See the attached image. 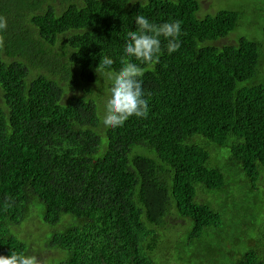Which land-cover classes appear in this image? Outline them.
<instances>
[{
    "label": "trees",
    "instance_id": "obj_1",
    "mask_svg": "<svg viewBox=\"0 0 264 264\" xmlns=\"http://www.w3.org/2000/svg\"><path fill=\"white\" fill-rule=\"evenodd\" d=\"M18 1V12L0 9V255L43 264L39 234L19 230L39 200L59 264H264V227L220 210L240 189L218 165L227 150L264 190V0H225L203 16L201 0ZM137 15L180 21V48L169 54L161 37L140 65L147 117L108 128L111 82L96 68L128 59Z\"/></svg>",
    "mask_w": 264,
    "mask_h": 264
},
{
    "label": "clouds",
    "instance_id": "obj_2",
    "mask_svg": "<svg viewBox=\"0 0 264 264\" xmlns=\"http://www.w3.org/2000/svg\"><path fill=\"white\" fill-rule=\"evenodd\" d=\"M136 31H130L126 37L123 56L128 58L122 62L118 71H111L114 61L104 56L96 68L99 76L107 72L110 88L104 106L102 124L108 128L122 126L129 118H146L149 102L145 98L143 88L144 70L141 64H151L161 52V37L167 40L169 54L180 48V21L164 22L156 25L144 15H137L134 19ZM6 24L0 22V29ZM139 61L137 64L133 61ZM0 264H36L35 257L12 253L0 255Z\"/></svg>",
    "mask_w": 264,
    "mask_h": 264
},
{
    "label": "rangeland",
    "instance_id": "obj_3",
    "mask_svg": "<svg viewBox=\"0 0 264 264\" xmlns=\"http://www.w3.org/2000/svg\"><path fill=\"white\" fill-rule=\"evenodd\" d=\"M53 1L54 5L58 4L62 0H49ZM245 5L252 6L256 3V0H242ZM202 3V9L200 11V15L203 16L205 14H210L218 11L219 9L223 8L225 5V0H201ZM31 3H28L27 1L24 3L23 7H28ZM5 9L6 13L8 10L14 9L16 12L20 11L21 4L18 0H0V9ZM14 13H8V17H12ZM6 17V16H5ZM246 17L253 18V15L251 12H248L246 14ZM8 20V19H6ZM11 21V20H10ZM234 37V36H232ZM228 40H223L220 43H223ZM230 155L229 152L226 150L223 152V156L219 158L218 165L222 168V170L227 174V177L229 181L233 184L236 183V186L240 189V194L238 196L232 197L228 196L226 193L222 196L229 197V208H232L233 210L225 212L222 209H219L225 213L229 214L231 219V223L233 225L237 224V226H240V228L244 227L245 223H248V226L250 223H253L254 226H261L264 227V190L262 187H258L256 189H253L251 184L248 182L245 172L242 170L241 166L238 164L232 165L229 161ZM245 181V182H244ZM38 206V210H34V215L32 218H30L28 221H26L20 228L21 234L25 235L26 233H30L33 235V238L35 239V236L33 233L39 234L40 240L38 241V248L42 255V262L43 264H52L51 262H56L59 264V261L64 257V253L60 257L59 252H56L54 250H47L46 244L43 241L45 237V229H42L38 226L39 218L37 217V211L40 213V216L43 218L44 213V204L39 201L35 200L33 201ZM248 208V209H246ZM174 220V224L177 225L182 221V218L179 217L176 213H174L171 217V221ZM189 225H191V222L189 221ZM259 231H257L254 227H251L246 232L247 236H252L257 234ZM210 241L215 244L216 246L220 244L227 245L224 248L231 247L232 241L235 242V240L232 241H223V239H219L218 237H211ZM239 245H242L244 247H247V243L243 242ZM187 250H190V247H187ZM214 252V251H213ZM58 257V258H57ZM210 257H217L219 258V263L222 262L223 256L221 254H213V253H207L206 256H204V259H210ZM222 259H221V258ZM195 260L198 263L200 262L199 256L195 258ZM51 261V262H50ZM211 264H214V262H211ZM218 264V263H217Z\"/></svg>",
    "mask_w": 264,
    "mask_h": 264
}]
</instances>
